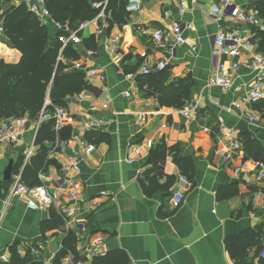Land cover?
<instances>
[{
    "label": "crops",
    "instance_id": "0c3cea01",
    "mask_svg": "<svg viewBox=\"0 0 264 264\" xmlns=\"http://www.w3.org/2000/svg\"><path fill=\"white\" fill-rule=\"evenodd\" d=\"M220 1L187 0V10L182 14L179 0H144L138 11L128 12L126 8L128 18L123 24L112 22L105 10L102 14V9L96 18L77 27L82 39L73 44L80 52L77 60L86 58L90 50L83 40L94 36L91 50L96 54L87 58L86 64L105 71L112 99L109 109L103 110V84L97 78L85 77L90 85L83 90L88 91L87 99L67 104L75 117L60 135L64 145L75 133L96 145L77 175L80 195L76 202L80 209L76 216L86 226L87 240L101 236L104 253L123 250L130 264H264L259 258L264 245V178L258 176L257 159L247 156L243 140L249 134L264 148V101L241 109L235 107L257 75L241 67L232 88L209 85L217 62L211 37L220 30L254 36L256 50L264 53V28L229 16L214 20L210 13ZM33 2L0 0V13L22 4L29 9ZM238 3L261 16L255 0H238ZM53 21L47 24L53 30L50 31L52 44L59 32ZM176 22L193 24L192 29L184 31L190 37L188 44L173 46L155 40L157 32L169 31ZM116 37H120L119 53L111 52L108 47ZM2 38L0 58L19 62L21 53ZM223 59L229 62L228 58ZM77 60L65 62L73 67ZM161 61L168 64L163 71L169 75L168 83L187 78L191 81L190 98L181 107L161 104L155 89L143 82L144 68ZM125 73L134 74L133 81L126 79ZM155 73L158 72L151 74ZM134 85L139 87L136 97H125V92ZM189 105L195 108V118L181 111ZM87 113L103 119L105 126L91 134L80 131L84 117L79 116ZM141 113L147 114L144 124L137 122ZM251 115L259 120L251 121ZM221 125L231 131V137L223 134ZM146 140L154 142L153 148L145 149L134 162L127 161L132 147ZM235 140L242 145L232 155L234 164L246 162L251 169L248 177L236 176L220 155ZM74 146L75 143L55 154L46 153L47 163L42 170L50 187L61 177L62 165ZM22 150L23 146L5 149L0 145V160L12 157L18 162ZM178 159L187 163L185 171L177 164ZM24 164L23 160L18 173L22 174ZM180 175L187 177L189 185L183 202L175 207L171 196L178 188ZM1 184L0 264L10 261L12 248L16 247L19 254L18 250L25 245L42 247L43 256L53 257L54 264H64L65 257L58 263L56 258L65 238L74 231L65 226L54 207L29 209L24 197L10 195L11 183L6 187ZM246 237L259 239L260 244L242 247L240 241ZM2 255L8 261H3ZM83 257L84 264L91 263Z\"/></svg>",
    "mask_w": 264,
    "mask_h": 264
},
{
    "label": "built area",
    "instance_id": "2783aa9c",
    "mask_svg": "<svg viewBox=\"0 0 264 264\" xmlns=\"http://www.w3.org/2000/svg\"><path fill=\"white\" fill-rule=\"evenodd\" d=\"M256 2L260 0H255ZM144 0H127V11L134 12L142 8ZM187 0H179V12L185 13L187 10ZM29 10L35 14L42 24H48L53 21L52 14L47 6V0H35ZM102 11V14L104 13ZM169 15V13H166ZM210 16L214 20H221L223 17L229 16L240 21L251 23L256 27L264 28V19L256 12H252L242 7L238 0H221L218 4L213 6ZM53 25L58 31L67 32V35L62 36L61 40L63 50L68 44H78L82 42L79 36V29H72L67 23L62 24L53 21ZM193 24L176 22L172 25L171 29L166 32H157L154 35L155 40L166 45H186L190 42V37L184 34L185 29H192ZM5 29L0 24V36L3 35ZM214 58L216 64L214 66L216 72L210 79V86H220L223 89H230L235 83V75L241 67L256 73V78L252 81L250 88L244 92L240 97L235 107L238 109L243 108L248 104H256L264 101V53L256 50V38L254 36L242 35L236 31L220 30L211 37ZM120 37H116L110 43L109 50L111 52L119 53ZM96 51L88 50L86 58H81L73 63V68L83 72L87 80L97 78L102 84L101 94L104 95L105 101L102 104L103 110H108L111 102V95L106 86L107 75L104 70L99 68H89L86 64L87 58L94 56ZM228 58L221 60V58ZM59 60H63L60 54ZM168 64L164 61L159 62L153 67H146L143 70L144 74H151L153 72H161L167 69ZM125 78L133 81L134 74L125 73ZM139 92V87L134 85L131 89L125 92V97H136ZM88 91H82L77 94L69 95L66 98L67 104L71 101L82 102L87 99ZM95 106L94 102H91ZM192 105L182 109L189 118H195L196 112ZM194 116V117H193ZM75 117L68 106H53L49 97L35 118L24 114L18 117H11L8 119L0 120V145L5 149H10L15 146H23L22 155L23 160L27 163L38 152L39 146L36 144L37 134L40 128L51 122L52 130L55 132V138L49 145V153L55 154L60 148L64 146H75L72 149L70 157L62 165V175L60 178L52 182V187L46 184L47 174L45 170L38 173V178L41 184L29 186L22 180V174L14 175V179L10 186V195L22 196L27 202V206L32 210H39L41 208L51 209L55 208L64 219L65 226L72 229L77 237V251L85 257L87 261H91L93 256L104 253V239L101 236L95 237L93 240H87L84 236L86 226L81 223L76 216V211L80 209V205L76 202L80 195V184L77 175L80 173L82 163L95 151L96 145L87 142L82 135L75 133L70 139L65 142L61 139L60 135L64 129L73 122ZM80 122V131L90 133L94 130L102 129L105 126L103 119L96 118L90 113L85 114ZM251 121L257 122L258 116L251 115ZM137 122L144 124L147 122V114L141 113L137 116ZM223 128L227 137H231L232 133L224 125ZM30 134L29 139L26 135ZM241 142L235 140L226 150L220 151L225 164L232 167L233 172L238 177L250 176L251 169L246 162L239 165L234 164L233 153L241 149ZM154 146L152 140H146L140 144L134 145L127 161L134 162L143 155L146 149L150 151ZM256 166L259 168L258 176L264 178V157L255 161ZM189 185V180L185 175H180L177 190L171 196V204L175 207L179 206L184 198L185 192ZM105 194V193H104ZM65 199V201H64ZM99 206V203L96 204ZM95 205V206H96ZM94 206V207H95ZM42 247L38 246H22L18 252L20 255H31L36 260L43 261L44 264H54L53 257H45L41 253ZM3 261H8L6 255H2ZM259 258L264 260V245L259 252ZM64 264H82L75 258L74 255H68L64 258Z\"/></svg>",
    "mask_w": 264,
    "mask_h": 264
},
{
    "label": "trees",
    "instance_id": "16d2710c",
    "mask_svg": "<svg viewBox=\"0 0 264 264\" xmlns=\"http://www.w3.org/2000/svg\"><path fill=\"white\" fill-rule=\"evenodd\" d=\"M126 1L47 0V6L55 22L67 23L71 28L77 29L80 23L96 18L102 9H105L106 15H110L112 22L125 23L128 18ZM257 6L260 15L264 18V0L258 1ZM0 20L5 29L2 41L21 53L17 63L0 58V120L26 113L35 118L48 97L53 106H67V96L90 88L85 74L67 63L80 58L79 50L73 44H68L61 50L63 46L61 37L67 35V32L59 31L52 44L50 26L42 24L23 4L0 13ZM94 39V36H91L84 39L83 43L91 49L95 45ZM60 54L64 61L59 60ZM168 78V73L161 71L151 75L146 74L143 82L155 89L161 104L181 107L190 98L191 81L187 78L178 83H168ZM52 125L49 122L40 128L36 138V144L39 146L38 153L23 166L22 180L29 186L40 184L38 172L44 169L47 163L45 156L49 150L47 142L55 138ZM243 140L248 157L257 160L264 157V148L249 134L244 135ZM22 164L23 155L20 154L14 170L15 174L19 172ZM177 164L181 170L185 171L187 163L183 159H178ZM9 184L1 185L6 187ZM253 244L259 245V239L252 240L246 237L240 241L242 247ZM11 252L10 261L4 264H43L29 255L22 258L17 253L16 247L12 248ZM69 254L74 255L84 264L85 258L77 251L75 233H69L65 238L64 247L57 256L56 262L58 263ZM90 262V264H130L129 258L120 249H111L104 254L95 255Z\"/></svg>",
    "mask_w": 264,
    "mask_h": 264
},
{
    "label": "water",
    "instance_id": "95a60500",
    "mask_svg": "<svg viewBox=\"0 0 264 264\" xmlns=\"http://www.w3.org/2000/svg\"><path fill=\"white\" fill-rule=\"evenodd\" d=\"M16 165L17 162L12 157L0 160V183H12Z\"/></svg>",
    "mask_w": 264,
    "mask_h": 264
},
{
    "label": "rangeland",
    "instance_id": "374dc122",
    "mask_svg": "<svg viewBox=\"0 0 264 264\" xmlns=\"http://www.w3.org/2000/svg\"><path fill=\"white\" fill-rule=\"evenodd\" d=\"M50 31H53V30H52V28H50ZM50 33H51V32H50ZM1 36L3 37V36H4V34H3V35H1ZM1 36H0V37H1ZM10 48H11V47H10ZM12 49H14V48H12ZM14 50H16V49H14ZM10 53H12V52H10ZM62 58H63V57H62ZM63 61H64V58H63ZM16 63H17V62H16ZM26 114H27V113H26ZM102 254H104V253H102Z\"/></svg>",
    "mask_w": 264,
    "mask_h": 264
}]
</instances>
